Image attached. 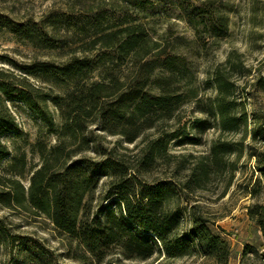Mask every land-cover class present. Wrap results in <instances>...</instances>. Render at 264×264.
I'll use <instances>...</instances> for the list:
<instances>
[{"label": "rangeland", "instance_id": "obj_1", "mask_svg": "<svg viewBox=\"0 0 264 264\" xmlns=\"http://www.w3.org/2000/svg\"><path fill=\"white\" fill-rule=\"evenodd\" d=\"M131 24H141L155 48L144 57L142 62L151 64L142 73H160L152 64L157 54L186 58L180 86L186 96L191 88L197 96L186 98L173 120L145 132L134 143L91 125L86 131L90 145L78 142L72 146L78 151L75 158L99 162L111 155L135 165L137 171L131 174L143 181L173 178L185 183L191 169L206 160L215 143L236 144L241 150L225 158L227 170L212 174L203 187L189 190L181 204H198L202 213L215 220L212 229L231 245L228 264H264V235L249 216L251 205L264 204V173L259 167L264 166V90L260 87L264 83V0H0V80L16 84L30 77L43 92L52 94H64L78 83L97 80L111 86L108 72L114 70L130 81L137 77L142 63L131 55L119 65L116 48L103 47L99 38ZM126 37L121 32L114 38ZM232 53L236 54L233 62L240 56L252 70L247 76L241 69L233 72L232 63L227 68L236 79L234 99L239 110L248 114V127L225 132L209 111L210 100L217 94L212 72ZM75 57L90 58L93 68L70 79L63 68ZM115 90L111 86L106 93ZM6 104L19 129L3 136L12 156L0 164V192L9 190V179L20 180L27 190L32 174L42 165L39 144L51 148L57 143L55 128L61 118L51 100L47 104L56 120L53 129L21 100H7ZM198 118L209 119L213 127L199 133L194 127ZM255 128L260 130L257 135ZM175 130L180 135L168 142L165 158L144 166L150 143ZM22 159L24 168L10 167ZM112 180L101 175L95 204L103 201ZM247 246L253 252L244 255ZM86 252L77 238L62 232L46 214L27 204L0 203V264H92L83 257ZM118 258L114 255L110 261L119 264ZM122 261L158 263L155 258ZM168 264L213 263L192 255Z\"/></svg>", "mask_w": 264, "mask_h": 264}, {"label": "trees", "instance_id": "obj_2", "mask_svg": "<svg viewBox=\"0 0 264 264\" xmlns=\"http://www.w3.org/2000/svg\"><path fill=\"white\" fill-rule=\"evenodd\" d=\"M121 32L127 33V37L122 40L114 38ZM105 37L99 38L102 46L116 48L115 54L121 60L119 65L131 55L139 64L142 63L139 74L130 81H124L115 70L108 72V77H112L111 86L116 88L113 94H107L106 90L111 86L99 80L78 83L64 94L45 93L26 76L16 84L0 80V164L12 156L3 136L19 129L7 100L18 99L26 103L53 129L56 120L47 104L51 100L61 118L58 129L55 128L57 143L51 148L39 144L42 165L32 174L29 188L26 190L20 180L9 179V190L0 192V203L7 206L27 204L46 214L62 232L78 239L79 245L87 250L83 257L92 264H114L110 261L114 255L119 257V264H123L122 260L149 261L153 258L157 264H168L171 260L192 255L201 256L213 264H228L231 245L212 229L215 220L202 213L198 204L188 207L181 204V200L189 190L203 187L212 174L227 170L225 158L241 150L236 144L227 141L215 143L206 160L191 169L185 183L173 178L143 181L131 174L137 169L135 165L111 155L99 162L91 158H75L78 151L72 146L78 142L87 147L90 145L86 131L91 125L134 143L145 132L173 120L186 98L197 96L194 88L186 96L180 86L183 67L187 69L186 58H163L162 54H157L158 58L152 64L154 68H160V73H142L143 68L151 64L143 63L144 57L155 48L150 46V38H147L141 24L128 25ZM234 55L232 53L225 64L212 72L217 94L210 100L209 111L225 132H237L244 126L248 127V114L239 110L234 99L236 79L231 68H227L232 63L233 72L241 69L247 76L252 70L240 56L233 62ZM92 68L90 58L75 57L63 71L70 79H77ZM30 69L27 68L28 71ZM260 87L264 90V83ZM194 127L203 133L213 124L209 119L198 118ZM258 131L259 128L254 129L255 135ZM163 134L150 143L142 162L144 166L152 165L158 157L165 158L168 142L178 138L180 132L175 130ZM20 165L25 167L24 159L10 167L15 169ZM259 167L264 173V166ZM16 173H21V170ZM102 174L111 176L113 180L102 198V202L107 203L95 204V192ZM249 216L264 235V204L251 205ZM249 248H245L244 255L253 252Z\"/></svg>", "mask_w": 264, "mask_h": 264}]
</instances>
